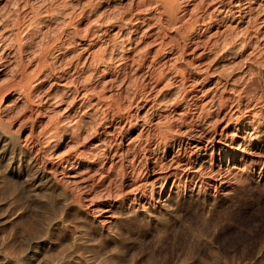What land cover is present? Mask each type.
I'll return each instance as SVG.
<instances>
[{"label": "bare ground", "instance_id": "1", "mask_svg": "<svg viewBox=\"0 0 264 264\" xmlns=\"http://www.w3.org/2000/svg\"><path fill=\"white\" fill-rule=\"evenodd\" d=\"M41 3L0 0V169L19 197L61 204L84 220L108 212L109 230L118 231L123 201L83 210L76 197L99 171L112 177L113 160L145 157L119 193L128 212L151 222L164 220L185 180L209 186L250 167L247 158L264 160V0H87L82 26L75 17L84 11H40ZM93 73L103 75L100 88L89 84ZM123 118L115 134L111 126ZM219 120L225 124L216 130ZM189 122L201 131L185 143L180 129ZM187 152L196 157L185 163ZM144 188L166 193L154 211L140 205ZM58 222L50 219L44 238L11 263L44 264ZM80 231L89 239L87 227Z\"/></svg>", "mask_w": 264, "mask_h": 264}, {"label": "rangeland", "instance_id": "2", "mask_svg": "<svg viewBox=\"0 0 264 264\" xmlns=\"http://www.w3.org/2000/svg\"><path fill=\"white\" fill-rule=\"evenodd\" d=\"M65 2L67 7L64 5ZM85 2L87 3V0H42L39 9L44 11L59 6V10L55 12L65 10L64 12L76 14L84 11L81 16L84 20L77 19L80 15L75 17L79 26H82L89 19V15L86 14L89 5ZM75 19L74 26H78ZM77 48L78 46L76 48L73 46V50ZM112 71L109 70L108 75H112L114 73ZM99 75L101 74L93 73L89 84L100 88L103 75L101 77ZM102 91L106 95L111 93L108 88ZM217 116L213 115V120L219 118ZM122 120L124 122L125 118L111 126L115 134L118 133L117 126ZM224 124V121L216 122V130H220ZM200 131V127L194 122H189L180 129L185 143L195 138ZM211 132L212 129L204 130L207 136ZM125 144L124 141L122 146ZM219 146L220 144H216L214 148L207 150L203 157L205 166L216 154ZM162 149L159 147L157 150L159 155ZM261 152L264 154V147ZM131 156L129 159L113 160L112 177H101L102 172L99 171V175H94L96 177H93L88 190L76 191V197L80 199L83 210H88L92 206L107 210L114 208L110 205L115 204V199L123 201L122 208H119L123 214L121 211L122 215L116 220L118 231L109 230V226L112 225L108 224L110 220L106 216L110 214L108 212L91 211L88 213V220H84L82 213L75 209L60 211L61 204L53 208L45 201L32 202L28 201L27 197H19L17 189H9L7 181L2 178L4 174L1 168L0 261L5 257L9 259V264H12L17 259H23L30 243L43 239L47 222L55 218L60 226L57 233L54 232L56 241L54 239L51 243L49 241L45 243L40 256L44 264H264V160L247 158V162H251L250 167L233 171H237L239 175L231 176L227 172L221 180H209L211 187L204 183L195 186L194 180H185L187 184H183L185 181L182 179L185 186L181 188V196H174L169 214L167 213L164 220L160 218L156 222H151L149 218L143 219L128 212L129 202L119 193L120 183L122 184L132 174L131 178L136 177L133 167L141 169L146 166L142 154L137 158ZM244 156L243 151H237V160L243 159ZM195 157L193 153L187 152L183 153L180 159L188 163ZM244 165L242 164L241 168ZM151 177V172L150 174L148 172L145 178L137 177L135 182L140 183ZM102 182L104 183L101 185ZM169 182L167 187L171 184V181ZM149 191L144 188L141 192L144 196L140 205L142 209L154 211L166 193H157L158 190L153 193ZM102 225L103 230H100ZM83 226L88 228L90 234L87 240L79 235Z\"/></svg>", "mask_w": 264, "mask_h": 264}]
</instances>
